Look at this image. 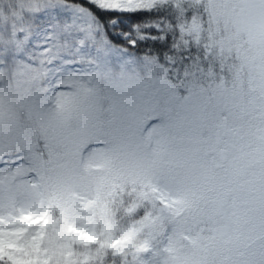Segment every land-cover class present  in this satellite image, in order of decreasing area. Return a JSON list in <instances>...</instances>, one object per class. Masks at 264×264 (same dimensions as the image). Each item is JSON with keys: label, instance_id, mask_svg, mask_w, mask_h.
<instances>
[{"label": "snow or ice", "instance_id": "1", "mask_svg": "<svg viewBox=\"0 0 264 264\" xmlns=\"http://www.w3.org/2000/svg\"><path fill=\"white\" fill-rule=\"evenodd\" d=\"M0 264H264V0H0Z\"/></svg>", "mask_w": 264, "mask_h": 264}]
</instances>
